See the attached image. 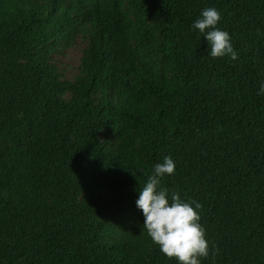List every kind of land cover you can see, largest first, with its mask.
<instances>
[{"label":"trees","instance_id":"trees-1","mask_svg":"<svg viewBox=\"0 0 264 264\" xmlns=\"http://www.w3.org/2000/svg\"><path fill=\"white\" fill-rule=\"evenodd\" d=\"M209 7L235 61L191 28ZM261 81L264 0H0V264H175L134 203L164 156L201 264H264Z\"/></svg>","mask_w":264,"mask_h":264},{"label":"clouds","instance_id":"clouds-1","mask_svg":"<svg viewBox=\"0 0 264 264\" xmlns=\"http://www.w3.org/2000/svg\"><path fill=\"white\" fill-rule=\"evenodd\" d=\"M220 19L216 8H205L191 28L206 41L208 56L235 61L238 54L229 33L216 27ZM257 95L264 96V81L260 82ZM174 169L175 162L169 156L154 164L152 174L137 191L135 207L141 213L144 231L163 256L174 259L175 264H201L209 256V242L199 223L201 204L184 200L177 191L161 186L162 178L171 176Z\"/></svg>","mask_w":264,"mask_h":264},{"label":"rangeland","instance_id":"rangeland-1","mask_svg":"<svg viewBox=\"0 0 264 264\" xmlns=\"http://www.w3.org/2000/svg\"><path fill=\"white\" fill-rule=\"evenodd\" d=\"M78 46L72 47V49H69L67 54L65 55V59H63L64 63H71L72 65L76 62V59L78 57Z\"/></svg>","mask_w":264,"mask_h":264}]
</instances>
